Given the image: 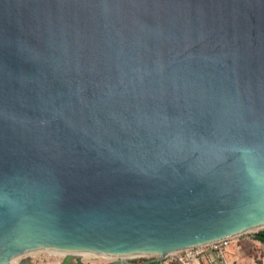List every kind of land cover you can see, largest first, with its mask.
I'll list each match as a JSON object with an SVG mask.
<instances>
[{
	"label": "water",
	"instance_id": "obj_1",
	"mask_svg": "<svg viewBox=\"0 0 264 264\" xmlns=\"http://www.w3.org/2000/svg\"><path fill=\"white\" fill-rule=\"evenodd\" d=\"M262 226L264 0H0V264Z\"/></svg>",
	"mask_w": 264,
	"mask_h": 264
},
{
	"label": "rangeland",
	"instance_id": "obj_2",
	"mask_svg": "<svg viewBox=\"0 0 264 264\" xmlns=\"http://www.w3.org/2000/svg\"><path fill=\"white\" fill-rule=\"evenodd\" d=\"M264 227L258 229V231L263 230ZM244 236L249 237L250 240L247 244H245L246 247V254L247 256L253 257L256 262H264V245L258 241L254 236V233H245ZM238 237V236H237ZM172 255H169L168 258L165 259L164 262L167 264H172ZM64 255H60L57 253H38L35 255H32L28 258L23 259L19 264H61V261L63 259ZM145 257H136L132 260H143ZM85 264H105L107 262H110L112 259L108 258H99V259H83ZM135 262V261H134ZM253 262V259H252ZM248 261H241V264H247ZM255 263V262H253Z\"/></svg>",
	"mask_w": 264,
	"mask_h": 264
},
{
	"label": "crops",
	"instance_id": "obj_3",
	"mask_svg": "<svg viewBox=\"0 0 264 264\" xmlns=\"http://www.w3.org/2000/svg\"><path fill=\"white\" fill-rule=\"evenodd\" d=\"M250 238L246 236H236L230 242V246L226 254L222 255L216 250L208 249L207 254L205 256L204 262L206 264H241V261H248L247 264H264L261 262H256V260L250 255L246 254L245 244L249 242ZM259 241V240H258ZM263 244V243H262ZM264 245V244H263ZM145 259V258H144ZM143 260H135V263L141 264ZM253 259V263L252 262ZM264 259V258H263ZM159 264H167L166 262Z\"/></svg>",
	"mask_w": 264,
	"mask_h": 264
},
{
	"label": "built area",
	"instance_id": "obj_4",
	"mask_svg": "<svg viewBox=\"0 0 264 264\" xmlns=\"http://www.w3.org/2000/svg\"><path fill=\"white\" fill-rule=\"evenodd\" d=\"M236 236L212 241L208 244L189 247L173 254L172 264H206L204 262L208 249L216 250L222 255L226 254L230 241Z\"/></svg>",
	"mask_w": 264,
	"mask_h": 264
},
{
	"label": "trees",
	"instance_id": "obj_5",
	"mask_svg": "<svg viewBox=\"0 0 264 264\" xmlns=\"http://www.w3.org/2000/svg\"><path fill=\"white\" fill-rule=\"evenodd\" d=\"M257 240L264 244V229L259 231L257 235L254 236Z\"/></svg>",
	"mask_w": 264,
	"mask_h": 264
},
{
	"label": "bare ground",
	"instance_id": "obj_6",
	"mask_svg": "<svg viewBox=\"0 0 264 264\" xmlns=\"http://www.w3.org/2000/svg\"><path fill=\"white\" fill-rule=\"evenodd\" d=\"M262 227H264V226H262ZM262 227H256V228H254V229H252V230H258V229H260V228H262ZM173 254H175V253H173Z\"/></svg>",
	"mask_w": 264,
	"mask_h": 264
}]
</instances>
